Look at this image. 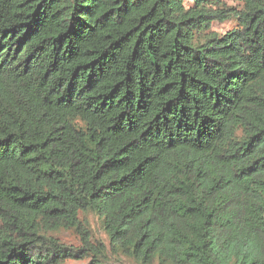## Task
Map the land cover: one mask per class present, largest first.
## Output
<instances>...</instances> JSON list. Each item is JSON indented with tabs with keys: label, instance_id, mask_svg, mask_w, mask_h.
I'll list each match as a JSON object with an SVG mask.
<instances>
[{
	"label": "trees",
	"instance_id": "16d2710c",
	"mask_svg": "<svg viewBox=\"0 0 264 264\" xmlns=\"http://www.w3.org/2000/svg\"><path fill=\"white\" fill-rule=\"evenodd\" d=\"M232 1L0 0V264H104L81 215L139 264H264V0Z\"/></svg>",
	"mask_w": 264,
	"mask_h": 264
},
{
	"label": "rangeland",
	"instance_id": "374dc122",
	"mask_svg": "<svg viewBox=\"0 0 264 264\" xmlns=\"http://www.w3.org/2000/svg\"><path fill=\"white\" fill-rule=\"evenodd\" d=\"M227 7H232L239 10L241 7L232 0H222ZM186 5L189 4L185 1ZM237 27L236 20H229L225 23H212L210 26V32H216L218 34H226L227 32ZM80 221L87 226L88 234L92 237L89 244L95 248V244L102 242L106 246V257L104 264H139L131 259L125 258L121 255H117L114 251L110 250L108 240L104 232L102 231L97 219L91 215H81ZM84 237V236H82ZM58 241L70 248H81L82 239L77 233L74 232H61L56 235ZM89 259L77 260V259H65L61 264H88ZM153 264H158L157 262Z\"/></svg>",
	"mask_w": 264,
	"mask_h": 264
}]
</instances>
